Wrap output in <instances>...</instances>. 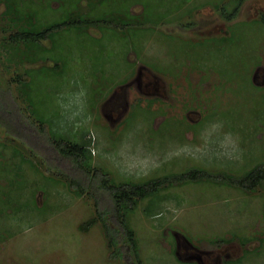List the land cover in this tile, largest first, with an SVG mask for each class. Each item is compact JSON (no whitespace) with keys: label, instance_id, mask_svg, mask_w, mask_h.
I'll use <instances>...</instances> for the list:
<instances>
[{"label":"rangeland","instance_id":"374dc122","mask_svg":"<svg viewBox=\"0 0 264 264\" xmlns=\"http://www.w3.org/2000/svg\"><path fill=\"white\" fill-rule=\"evenodd\" d=\"M72 1L0 0V29H20L12 3L25 11L45 5L46 23L69 11L100 18L90 0L76 8ZM124 4L137 24L126 46L106 38L102 23L83 36L82 27H64L46 53L48 39L40 47L1 38V68L13 79L33 67L28 85L37 97L53 81L39 68L68 54L71 80L44 90L39 113H30L19 81L15 91L52 135L88 144L92 172L104 169L120 183L203 171L125 214L141 264H264V182L247 190L227 181L264 163V0H246L232 20L221 9L230 12L235 0ZM100 49L106 57L92 59ZM10 138L0 128V264H123L111 258L101 222L80 228L97 214L95 196L74 192L69 177Z\"/></svg>","mask_w":264,"mask_h":264},{"label":"trees","instance_id":"16d2710c","mask_svg":"<svg viewBox=\"0 0 264 264\" xmlns=\"http://www.w3.org/2000/svg\"><path fill=\"white\" fill-rule=\"evenodd\" d=\"M77 1L82 0L72 1L73 8L78 6ZM126 1L127 0H90V7L93 11L97 12V15L100 17L99 19H95L96 16L94 17L93 15L86 14L79 20L69 16L71 12L69 11L66 12L67 19L60 22L54 21L53 23L41 21L42 17L45 15V5H40L39 8L36 9L27 7V11H25L19 5H14L12 3L8 5V8H10L8 12L18 19L19 22H17L16 25L20 27V29L16 31L0 29V39L2 38L17 43L22 42L27 45L30 43L39 45L48 39L52 42L53 47L49 50L44 45H41L42 48L46 49L44 51L46 53L57 47V35L55 34L62 31L64 27H82L80 29L82 30L81 35L83 36L86 34V29L90 26L95 23V25L102 23L105 25L106 32L109 33L110 31V35L106 38L109 40L118 39L122 41V43L125 40V45L123 44V46H126L128 39L126 37L127 31L135 33L137 26V24L131 25L135 20H126V18L130 16L127 8L119 6V4L123 5ZM182 1L183 0H180V2ZM245 1L246 0H235V4L230 12L225 9L226 7H223L221 9L222 15L226 19L232 20L239 14L240 7ZM100 4L101 6H99ZM201 5H199V7ZM99 7L105 10L102 9L103 11H101ZM148 7L152 8L151 5ZM147 11H151L150 8H148ZM147 14V16H149L151 13ZM90 17L92 18L90 19ZM23 21L25 22L24 24H22ZM94 41L101 47L103 46L100 38L94 39ZM138 45L139 43L136 42V46ZM60 51H63V49ZM60 51L58 55H62V57L55 59V65L50 67V69L48 68L49 66L46 65H42V67L39 68L40 71L37 75L42 74L49 78L52 74L53 78H51V80L53 81L49 83L45 81L43 90H37V97L30 94L31 88L28 85L31 80V72L35 70L33 67L28 69L24 77L20 74L13 79H9L4 69L0 66V128L11 136L10 139L16 141V143L19 142L24 148H29L38 157L41 156L44 158L45 161H47L46 165L54 167V169L59 172L57 174L69 177V185L72 186L71 188H73L72 190L74 192L77 194H84L85 192L94 195L97 203V214L82 222L80 228L82 230H89V228L97 222H101L111 251L112 257H110L122 259L123 264H129V262L141 264L136 233L125 218L127 212L136 210L139 201L141 202L153 193L169 185L195 179L203 171L193 169L187 173L178 175L172 174L163 177L159 176L142 182L129 180L120 183L116 182L111 174L104 169H96L92 172L93 169L90 167V164H85V161L90 156V150L86 142L73 141L62 135H52L50 127L46 126L43 121H36L31 115L32 113L35 114V112L39 113L38 109L41 107L38 105L40 101H42L44 90L45 93L48 94L46 88L49 87L51 83L55 82L56 84H60L61 81L71 80V76L66 77L68 73L69 56H67L68 54H64L63 56ZM105 55L103 50L100 49V52L97 51L91 57L92 59H98L99 56ZM25 58L29 62L31 60L36 61L37 59L36 56L33 57L28 55L25 56ZM98 68L100 67H97L96 70H98ZM95 76L96 74H94V77ZM16 81L21 83V92H25L29 101L34 104L33 106L35 109L30 111V113L32 112L31 114L28 111L29 109L23 105L16 94L14 86ZM38 87L36 88L39 89ZM32 96L34 98H32ZM47 109L48 108L43 107L41 110L46 113ZM44 113L39 114L42 120L48 118ZM49 118L51 117L49 116ZM77 173H79V175ZM227 181L244 189L254 190L264 182V163H260L254 168H251L239 179L229 178ZM220 240L222 242L227 241V238H222Z\"/></svg>","mask_w":264,"mask_h":264}]
</instances>
